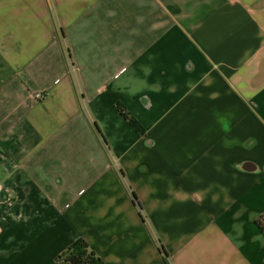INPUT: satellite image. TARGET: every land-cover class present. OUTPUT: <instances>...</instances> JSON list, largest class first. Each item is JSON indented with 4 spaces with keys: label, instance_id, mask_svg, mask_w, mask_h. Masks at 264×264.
I'll return each mask as SVG.
<instances>
[{
    "label": "crops",
    "instance_id": "0c3cea01",
    "mask_svg": "<svg viewBox=\"0 0 264 264\" xmlns=\"http://www.w3.org/2000/svg\"><path fill=\"white\" fill-rule=\"evenodd\" d=\"M263 213L264 0H0V264H264Z\"/></svg>",
    "mask_w": 264,
    "mask_h": 264
},
{
    "label": "trees",
    "instance_id": "16d2710c",
    "mask_svg": "<svg viewBox=\"0 0 264 264\" xmlns=\"http://www.w3.org/2000/svg\"><path fill=\"white\" fill-rule=\"evenodd\" d=\"M64 33H65L64 29H61V34L63 36L65 35ZM67 51L70 52V49L68 48ZM118 107L119 110L122 112V114L128 117V119L134 126L140 128V125L138 124L136 119L132 117L123 106L118 105ZM133 202L135 203V205H138L141 208L142 205L140 201L134 195H133ZM256 224L262 230H264V213L259 216V218L256 221ZM161 250H163V252L167 254V252L164 249H162V247ZM56 263L57 264H105L93 251L89 249V246L87 245L85 240L81 238L75 241L61 254H59L56 257Z\"/></svg>",
    "mask_w": 264,
    "mask_h": 264
},
{
    "label": "built area",
    "instance_id": "2783aa9c",
    "mask_svg": "<svg viewBox=\"0 0 264 264\" xmlns=\"http://www.w3.org/2000/svg\"><path fill=\"white\" fill-rule=\"evenodd\" d=\"M36 96L37 97H42V93H37Z\"/></svg>",
    "mask_w": 264,
    "mask_h": 264
}]
</instances>
